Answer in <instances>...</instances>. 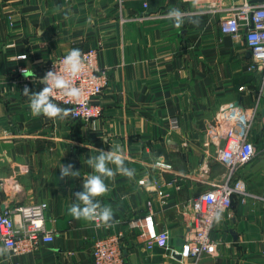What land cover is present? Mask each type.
I'll list each match as a JSON object with an SVG mask.
<instances>
[{
	"label": "crops",
	"instance_id": "crops-1",
	"mask_svg": "<svg viewBox=\"0 0 264 264\" xmlns=\"http://www.w3.org/2000/svg\"><path fill=\"white\" fill-rule=\"evenodd\" d=\"M239 1L201 0L194 10L190 0H0V209L46 202L44 225L54 234L53 242L33 252L0 256V264H92L93 241L105 232L122 234L129 264H186L181 247L189 219L183 207L207 186L195 177L215 181L225 172L220 162L205 158L203 129L222 105L238 101L249 109L260 87V74L248 67L252 55L243 36L219 28L225 8ZM172 7L196 12L199 25L177 29L166 18L132 20L142 12ZM120 17L127 21L121 23ZM89 47L97 49L96 63L109 74L108 85L95 98L99 117L33 116L21 94L23 81L31 91L42 90L48 62ZM20 54L27 59H17ZM25 65L35 73L31 79L17 71ZM259 105L250 136L258 147L264 145L262 98ZM171 118L178 119L177 131L171 129ZM117 144L134 174L106 180L109 191L98 198L113 210L111 226L76 220L68 208L93 172L87 158L98 155L95 149L107 152ZM69 163L80 177L60 180L61 164ZM174 175H183L176 188L157 190L152 184ZM237 176L250 192L264 196V150ZM231 201L212 230L216 252L203 264H264V200ZM145 212L152 213L157 231L167 230L166 247L147 250L129 227L130 219Z\"/></svg>",
	"mask_w": 264,
	"mask_h": 264
},
{
	"label": "built area",
	"instance_id": "built-area-1",
	"mask_svg": "<svg viewBox=\"0 0 264 264\" xmlns=\"http://www.w3.org/2000/svg\"><path fill=\"white\" fill-rule=\"evenodd\" d=\"M146 6V4H145ZM226 15L219 21L222 33L233 37L243 36L246 46L250 51L251 62L249 69L260 74V87L256 102L249 109L240 103L233 102L222 105L216 111L212 120L206 123L203 129V145L205 158L212 157L220 162L225 172L219 181H210L204 177H195L196 180L206 184L205 189L190 198L183 207L189 219L188 231L184 237L181 256L186 264H203L206 257L215 254L218 242L212 237V230L219 213L231 207L234 197L241 202L248 198L264 200L246 188L243 180L237 176L240 168L250 162L264 150V145L258 147L251 139L254 121L260 112L259 100H264V0H240L232 2L225 8ZM168 10L142 12L132 17V20L147 21L165 19ZM121 23L127 18L120 17ZM85 63L84 71L72 78V83L82 90L78 101L68 98L54 99V102L67 109H71L70 117L81 121H93L100 115V108L95 102L109 83V74L105 69L99 68L96 63L97 49L89 47L81 51ZM20 54L17 59H22ZM67 55V54H66ZM65 55L48 62L43 76L53 69V65L62 67ZM27 68L19 66L17 71ZM23 86H28V81H23ZM44 87V85H43ZM243 87H241L242 89ZM170 126L177 131L180 126L177 118H171ZM208 170L201 168V173L207 174ZM183 175L165 178L160 176L153 181L158 190L161 186L176 188L177 180ZM143 182H148L146 179ZM46 202L20 204L5 209H0V245L5 242L10 248L9 256H20L37 250L42 243L53 242L54 234L45 227ZM18 217V219H15ZM129 227L137 231V237L144 243L147 250L153 246L166 247L168 232L166 229L157 231L153 215L145 212L128 221ZM95 227L99 226L93 223ZM106 227V226H105ZM122 234L120 232H105L95 237L92 245V264H129L122 251ZM262 256L264 257V238L262 239ZM11 264H20L12 260Z\"/></svg>",
	"mask_w": 264,
	"mask_h": 264
},
{
	"label": "clouds",
	"instance_id": "clouds-1",
	"mask_svg": "<svg viewBox=\"0 0 264 264\" xmlns=\"http://www.w3.org/2000/svg\"><path fill=\"white\" fill-rule=\"evenodd\" d=\"M201 0H190L192 8L198 9ZM165 18L172 22V26L180 29L185 23H191L198 26L200 23L196 12L188 13L180 8L172 7L166 13ZM87 23H94L91 17ZM83 54L80 49H71L62 59V67L58 68L53 65V69L46 72L40 78V84L44 87L38 92L31 91L27 86L24 87L22 95L29 101V109L33 116H44L49 119L64 120L69 115L73 114L71 109L62 108L54 99L68 98L72 101H78L82 95V90L72 83V78H75L84 71L85 63L82 58ZM27 59L22 56L21 60ZM22 75L25 79H31L35 73L28 68L22 70ZM107 142L106 138H101ZM98 155L87 158V165L93 172L87 175L82 183V191L75 192V202L68 208V214L76 220H84L87 222L96 223L99 226L110 227L114 214L112 208L102 205L99 197L104 196L109 187L106 183L108 179H114L117 174L132 177L133 170L125 166L126 152L123 146L111 145L110 151L95 149ZM109 165H114L115 168ZM59 179L79 178L80 171L74 170V165L61 164ZM10 248L5 242L0 245V256L7 257L10 254Z\"/></svg>",
	"mask_w": 264,
	"mask_h": 264
},
{
	"label": "rangeland",
	"instance_id": "rangeland-1",
	"mask_svg": "<svg viewBox=\"0 0 264 264\" xmlns=\"http://www.w3.org/2000/svg\"><path fill=\"white\" fill-rule=\"evenodd\" d=\"M212 160H213V159H212ZM213 162H215V161H213ZM215 163H216V162H215ZM216 165H217V163H216ZM218 165H219V163H218ZM224 171H225V170H224ZM222 176H223V172L217 174V176H215V181H219V180H221Z\"/></svg>",
	"mask_w": 264,
	"mask_h": 264
},
{
	"label": "water",
	"instance_id": "water-1",
	"mask_svg": "<svg viewBox=\"0 0 264 264\" xmlns=\"http://www.w3.org/2000/svg\"><path fill=\"white\" fill-rule=\"evenodd\" d=\"M253 1H260V0H253ZM263 95H264V90H263ZM233 103L236 105V104H238V101H235V102H233ZM262 112H263V114H264V109H263Z\"/></svg>",
	"mask_w": 264,
	"mask_h": 264
},
{
	"label": "trees",
	"instance_id": "trees-1",
	"mask_svg": "<svg viewBox=\"0 0 264 264\" xmlns=\"http://www.w3.org/2000/svg\"><path fill=\"white\" fill-rule=\"evenodd\" d=\"M74 120H76V119H74Z\"/></svg>",
	"mask_w": 264,
	"mask_h": 264
}]
</instances>
